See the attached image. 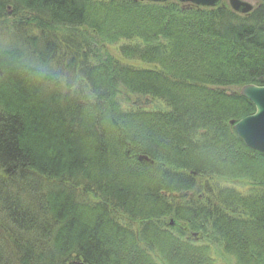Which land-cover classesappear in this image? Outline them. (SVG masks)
Listing matches in <instances>:
<instances>
[{
    "label": "trees",
    "instance_id": "16d2710c",
    "mask_svg": "<svg viewBox=\"0 0 264 264\" xmlns=\"http://www.w3.org/2000/svg\"><path fill=\"white\" fill-rule=\"evenodd\" d=\"M94 1L24 2L44 20L78 22L117 45L120 59L108 56L84 72L93 105L72 92L53 93L62 75L47 82L19 50L0 48V264H154L160 245L167 264H211L193 247H187L198 254L193 262L183 257L178 238L158 244L150 236L171 215L191 229L208 224L205 237L216 235L245 264H264V154L227 124L255 110L239 86L264 85V29L254 24L264 8L239 19L229 8L175 0H114L113 11L97 8L105 0ZM59 29L57 37L79 43ZM133 60L152 66L127 63ZM116 86L151 106L124 111L111 95ZM112 142L122 156L124 148L138 147L156 169L139 163L123 169ZM84 198L93 205L82 204ZM116 207L146 229L133 234L142 244L122 230L129 222L116 219ZM144 217L151 218L147 227Z\"/></svg>",
    "mask_w": 264,
    "mask_h": 264
},
{
    "label": "rangeland",
    "instance_id": "374dc122",
    "mask_svg": "<svg viewBox=\"0 0 264 264\" xmlns=\"http://www.w3.org/2000/svg\"><path fill=\"white\" fill-rule=\"evenodd\" d=\"M30 1H35V0H27V2L25 1L24 2L29 3ZM135 1H138V2L144 1L148 3L161 4L169 0H164V1L135 0ZM175 1H178V0H175ZM242 1L248 3L251 6L245 12H241L237 10L232 5L230 0H219V2L213 5V7H216V8L221 7L224 9L229 8L232 12L239 14L238 16L239 19H243L246 17L254 16V15H251V13L257 9H260L261 8L259 6L260 4H264L261 2V0H242ZM24 2H22L21 0H6L4 7L0 9L1 10L0 11V23H2V25H0V30H1L0 31V48L13 49L15 51L19 50L20 57L23 59V61L24 60L27 62L31 61L33 64H35V66L37 67V70H39V72H42V78L47 82H49V80H55L53 79L54 75H56L57 77L58 75H62L61 79H59L57 83L58 86L57 84L56 85L54 84L53 93L55 92L56 94L57 93L61 94L62 97L65 98L66 94H68L69 96L72 95V94H69L68 92H72L73 99L80 98L81 100H83L82 98H84L87 100L88 103L93 105L94 97L92 94V88L89 85L88 81L84 79V72L87 71V69H90L93 71L94 68H97V62L106 60L108 56L109 57L114 56L118 58L120 55H119L118 48H116L117 45H114V44L108 45L104 43L102 41V37L99 36V33H97L98 34L97 36V34L93 33V31L90 30L89 27L81 26L78 24V22L71 23V24L68 22L67 24L65 21H62L66 23L64 24V23H61L60 21L54 22L53 20H44L43 17L38 16L39 14L38 8H34L35 10H32L31 7L26 5ZM180 3H184V2H180ZM95 5H97V3ZM194 5H197V4H194ZM118 6H119L118 1L105 0L104 2H99L97 5V8H101L105 10L112 8L110 11H113V9H117L116 7ZM197 6H201V5H197ZM255 16L256 17L254 19V24H257L259 25V27L261 28L263 27L264 29V17L263 18L259 17L261 16L260 13L258 14L255 13ZM126 17L134 18V15H127ZM119 18L125 19L124 17H119ZM59 28H62L63 31L64 30L68 31V33L77 37V39L80 40L78 41L79 43L75 42L74 39H67L68 37L66 36H61V38L57 37L58 32L60 33L62 32ZM84 31L88 33L85 34ZM75 37H72V38H75ZM127 63H131L133 65H138V64H141L142 66L144 65L135 60L127 62ZM145 65L152 66L151 64H148V63H145ZM47 75L48 76L53 75V76L51 78H48ZM248 84L257 85L254 83H246L244 85H248ZM257 86L264 87V85H257ZM112 91H113V93L111 94L112 98L114 99V101H117L120 103L124 111L131 107L137 106V104L144 106V107L151 106V104L147 102L148 100L146 98L139 99L136 94L129 92L128 90H126L125 88L121 86H116L115 88L113 87ZM231 120H234V122H238V120L236 118H230L227 121V124L230 125L233 129V125L235 123L231 124L230 123ZM233 132L236 134L234 129H233ZM238 138L243 142V144H245L246 147L251 148L244 142V140L240 136H238ZM114 142L116 143V140H114ZM114 142H112V147H113L114 152L116 153V158H118L117 154H120V151L117 149V146L114 144ZM118 144H119V141H118ZM132 147L133 148H129V149L124 148V150H126L124 153L125 155L122 156L120 154L118 158L119 160H121L120 166L123 169L136 170L140 168L139 164H141L142 166L146 164L147 167L153 166V168L156 169V167H154L155 166L154 164H156V161L152 156H149L148 154L144 153V151H141L136 146H132ZM256 151L260 152L259 150H256ZM260 153H263V152H260ZM139 156H144L145 158L140 159ZM147 167L144 166V168H147ZM139 170L143 171V169H139ZM189 173H190L189 175L194 176V177L198 175L196 171H192V170ZM80 181H84V180L80 179ZM235 190L238 192L240 191L241 193H244V194H253V191H254V189H252L251 187L247 185H236ZM193 193L194 192L191 190L190 194L192 195ZM198 196H200V194H198ZM3 197H4L3 200L5 201L8 200L5 194H3ZM85 199L86 198H84V200L82 201L83 202L82 204L93 205L92 202H89L88 200H85ZM2 204L4 203L2 202ZM0 215H1V212H0ZM152 216H155V215H152ZM168 217L173 219L172 215ZM165 220H166V217H165ZM128 222H129L128 223L129 228L125 227V228H122V230L125 232V234L127 232H129L130 234L131 232L132 233L131 236L133 237L132 239H134L133 242L135 243L138 242L139 244H142V242H140L139 239L134 236L136 235L134 233V231L136 230L135 228L137 229L141 228V224L138 225V223L130 221L129 219H128ZM145 224L146 225H144V227H147V223ZM10 227L11 226H7L9 231H10ZM201 227L202 228L200 229L198 228L191 229L189 227V224L186 222L176 223L175 225H172L171 227L169 226L165 227V225L164 227L162 226L164 230L171 231V233H168V234L169 236L173 237L174 240L178 238V241L184 243L186 247L183 248V252L181 253L184 254L183 257L189 258L192 262H193L194 257L197 256L198 254L195 255V254L188 253L187 250H189L190 247H193V252L195 253L196 251L197 252L204 251L205 252L204 256L205 255L207 256V259L208 261L211 262V264H245L244 257H238L237 255L230 253L228 246L227 248H225L224 247L225 245L222 244V242L221 244H218L214 240L216 235L211 234L212 236L205 237L204 232L206 233L208 232V234H210L209 231L212 232V229L209 228L208 224L206 225L203 224ZM139 234L136 236H139ZM174 240H172L171 242H174ZM128 242H131V240L128 239ZM138 243L137 245L140 246ZM262 244L264 246V243ZM130 249L131 250L133 249L132 242L129 247V250ZM162 251L160 249V254L158 253V251L154 253L152 252L153 254L151 253L152 254L151 259L154 260V264L155 262L157 264H167L164 261L165 259L162 257V254H165V251L163 252ZM133 252H134V249H133ZM247 257L250 258L249 255H247ZM7 258H8L9 263L14 262L13 256L10 255ZM66 264H69V262H67ZM70 264H85V263L80 259H76V260H73Z\"/></svg>",
    "mask_w": 264,
    "mask_h": 264
},
{
    "label": "water",
    "instance_id": "95a60500",
    "mask_svg": "<svg viewBox=\"0 0 264 264\" xmlns=\"http://www.w3.org/2000/svg\"><path fill=\"white\" fill-rule=\"evenodd\" d=\"M152 1H164V0H152ZM181 2H191L197 5H215L219 0H178ZM232 5L239 11L245 12L251 6L246 2L238 0H230ZM240 94L246 98H249L254 104L256 110L254 113L239 119L238 122L231 120L233 129L238 136H240L244 142L264 153V87L253 84L244 85L240 88ZM140 159H144V156H139Z\"/></svg>",
    "mask_w": 264,
    "mask_h": 264
},
{
    "label": "bare ground",
    "instance_id": "6f19581e",
    "mask_svg": "<svg viewBox=\"0 0 264 264\" xmlns=\"http://www.w3.org/2000/svg\"><path fill=\"white\" fill-rule=\"evenodd\" d=\"M238 1H241V2H243L242 0H238ZM179 2H181V1H179ZM185 3V2H184ZM185 4H194V3H191V2H186ZM202 7H208V8H213V5H201ZM261 8H264V4H260L259 5ZM221 13V12H220ZM222 14V13H221ZM220 18H222V16H219ZM222 19H224V18H222ZM243 85H241V86H239V88H238V92L240 93V88L242 87ZM243 96V95H242ZM252 104H253V106H254V109L256 110V108L257 107H255V104L249 99V98H247ZM255 110H254V112H255ZM253 112V113H254ZM252 114V113H251ZM250 115V114H249ZM252 149H254V148H252ZM193 171V170H192ZM178 183V185H179V187H181L182 186V183L181 182H177ZM184 184H185V186H187V182H185L184 181ZM189 186V185H188ZM114 211L113 212H115V213H117V214H120V215H118V216H116L117 218L116 219H119V220H124V223L125 222H128V219H130L131 217H129V212H119L118 211V209H117V207L115 208V209H113ZM162 222H163V224H162V226L164 227V225H165V227L166 226H169V227H171L172 225H175L176 224V221L174 220V219H172V218H170V217H166V220H165V216H163L162 217ZM151 221V218L150 217H144L143 219H142V222H140V223H142V225H143V223H149ZM151 223V222H150ZM139 225V224H138ZM136 226V225H135ZM136 230L134 231V233L136 234V235H138L139 233H142V232H145L146 231V229H137V228H135ZM149 232H152L151 233V237L152 238H154L157 242H158V244L159 243H162L163 241V237H165V236H167V238L169 239V240H167V241H169V242H171L172 240H174L173 239V237H171V236H169V234L165 231V230H163L162 228H151V229H149ZM155 241V242H156ZM161 246V245H160ZM159 246V248H161L162 249V246L160 247ZM175 248V247H174ZM170 256V255H169ZM170 257H172V256H170ZM174 259H175V257H173Z\"/></svg>",
    "mask_w": 264,
    "mask_h": 264
}]
</instances>
